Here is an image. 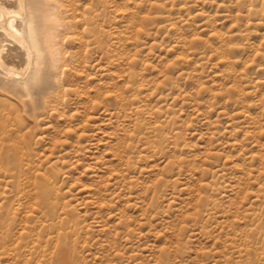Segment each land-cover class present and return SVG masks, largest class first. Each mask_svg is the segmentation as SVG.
I'll use <instances>...</instances> for the list:
<instances>
[{
	"label": "rangeland",
	"instance_id": "rangeland-1",
	"mask_svg": "<svg viewBox=\"0 0 264 264\" xmlns=\"http://www.w3.org/2000/svg\"><path fill=\"white\" fill-rule=\"evenodd\" d=\"M73 2L59 87L0 96V264H264V0Z\"/></svg>",
	"mask_w": 264,
	"mask_h": 264
},
{
	"label": "bare ground",
	"instance_id": "bare-ground-1",
	"mask_svg": "<svg viewBox=\"0 0 264 264\" xmlns=\"http://www.w3.org/2000/svg\"><path fill=\"white\" fill-rule=\"evenodd\" d=\"M73 1L0 0V96L21 104L25 101L21 102L18 94H26L31 99L42 89L59 87L56 76L67 62L63 53L66 48L61 46L62 35L78 46L88 45L84 22L77 16L78 8ZM253 10L263 16L264 8L260 5H253ZM80 50L82 53V48ZM79 52H71V62L81 59L85 62ZM84 75L89 83V75ZM83 91L90 94L88 86ZM4 119L0 120V125L3 132L8 133L12 122L8 123V117ZM59 260L60 264H71L67 253L62 252Z\"/></svg>",
	"mask_w": 264,
	"mask_h": 264
}]
</instances>
